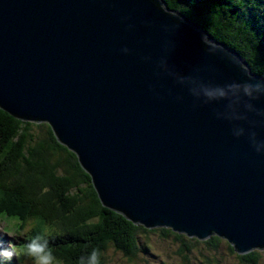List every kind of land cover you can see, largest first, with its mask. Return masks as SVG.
Here are the masks:
<instances>
[{
    "label": "water",
    "instance_id": "95a60500",
    "mask_svg": "<svg viewBox=\"0 0 264 264\" xmlns=\"http://www.w3.org/2000/svg\"><path fill=\"white\" fill-rule=\"evenodd\" d=\"M256 83L166 0H0V108L49 123L136 225L264 248V151L250 140L264 141V93L243 91Z\"/></svg>",
    "mask_w": 264,
    "mask_h": 264
},
{
    "label": "trees",
    "instance_id": "16d2710c",
    "mask_svg": "<svg viewBox=\"0 0 264 264\" xmlns=\"http://www.w3.org/2000/svg\"><path fill=\"white\" fill-rule=\"evenodd\" d=\"M166 2L194 20L198 17L206 30L235 48L254 72L264 75V0ZM0 209L18 216L24 222L22 228L35 222L25 233L27 240L47 229L54 255L63 264H79V258L93 249L103 254L101 264L112 260L113 254L123 261L139 256L147 264L143 254L152 247L142 237L151 235L174 237L184 264H195L191 255L196 253L203 256L197 257L200 264L224 263V240L217 235L200 241L169 228L149 229L105 207L76 153L58 141L49 123L19 119L2 108ZM25 244L17 243L21 249ZM228 247L241 264H262L261 249L238 254L229 242ZM21 259L28 258L21 253Z\"/></svg>",
    "mask_w": 264,
    "mask_h": 264
},
{
    "label": "clouds",
    "instance_id": "9594fccd",
    "mask_svg": "<svg viewBox=\"0 0 264 264\" xmlns=\"http://www.w3.org/2000/svg\"><path fill=\"white\" fill-rule=\"evenodd\" d=\"M203 39L206 43L208 42L207 36L203 37ZM124 51H127V49H124ZM244 70L246 71V69ZM243 91L249 97L252 96L253 91L264 93V84H245ZM258 115H264V112H260ZM240 119H244V117H240ZM234 135L237 137L244 135V129L240 128L234 132ZM250 140L257 152L264 151V141H257L255 132L250 133ZM33 223L35 222H29L28 226L22 228L24 222L18 216L9 215L6 210L0 209V232L8 238L7 246H5L3 240H0V259L11 261L22 253L31 261V264H63V261L54 255L50 240L47 238V229L44 230L43 234L36 235L30 239L22 249L15 247L13 240L18 235H23L30 231ZM102 255L99 249H93L90 254L79 258V264H101Z\"/></svg>",
    "mask_w": 264,
    "mask_h": 264
},
{
    "label": "rangeland",
    "instance_id": "374dc122",
    "mask_svg": "<svg viewBox=\"0 0 264 264\" xmlns=\"http://www.w3.org/2000/svg\"><path fill=\"white\" fill-rule=\"evenodd\" d=\"M152 237H145L143 236L142 238L146 240L150 245H151V251L150 252H144L143 254V259H149L146 260L147 264H184V261L176 253V250L178 249L174 237H169V238H161L159 235H151ZM198 239V238H197ZM200 240V239H199ZM224 242L221 244L222 247V252L225 254L224 258V263L223 264H241L239 260L236 258V256L232 255L229 252V247H228V242L223 238ZM204 241V240H200ZM198 249V248H197ZM197 249H194L196 252ZM261 253L263 256V261L262 264H264V248L261 249ZM230 254V255H229ZM199 253L192 254L191 259H193L195 264H200V260L196 262L197 257L202 258L203 256L199 255ZM112 260L108 259L107 264H143V262L139 256L135 257L134 259L131 260H120L118 257L115 258V255H112ZM155 258H157L155 261H153ZM24 264H31L30 260H28ZM222 264V263H221Z\"/></svg>",
    "mask_w": 264,
    "mask_h": 264
},
{
    "label": "bare ground",
    "instance_id": "6f19581e",
    "mask_svg": "<svg viewBox=\"0 0 264 264\" xmlns=\"http://www.w3.org/2000/svg\"><path fill=\"white\" fill-rule=\"evenodd\" d=\"M2 239H4V237L1 236V237H0V240H2ZM198 239H199V238H198ZM200 240H202V239H200ZM205 240H206V239H205ZM25 243H26V241L23 240V241H22V244H25ZM4 244H5V246H7L6 241H4ZM10 264H14V259L10 261Z\"/></svg>",
    "mask_w": 264,
    "mask_h": 264
}]
</instances>
